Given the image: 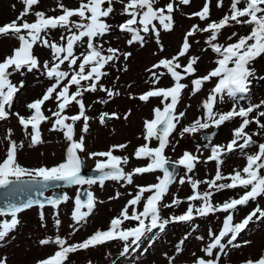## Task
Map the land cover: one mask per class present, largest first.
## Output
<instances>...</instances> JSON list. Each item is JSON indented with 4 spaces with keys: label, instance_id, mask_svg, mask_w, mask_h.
I'll list each match as a JSON object with an SVG mask.
<instances>
[{
    "label": "snow or ice",
    "instance_id": "obj_1",
    "mask_svg": "<svg viewBox=\"0 0 264 264\" xmlns=\"http://www.w3.org/2000/svg\"><path fill=\"white\" fill-rule=\"evenodd\" d=\"M20 2L23 8L16 19L0 25V37L18 41L11 54L0 59V121L14 116L30 147L44 142L41 125L50 123L48 130L61 132L67 147L63 158L52 166L25 167L18 162V151L24 147L23 140L17 142L12 139L13 129L6 130L3 140L7 142V148L0 160V189L6 190L3 194L5 202L0 205V244L20 225L19 214L33 206L41 209V227L46 226L43 212L46 206L54 209L56 217L54 235L38 241L40 245H51L56 250L36 264H67L70 254L114 241L122 244L119 257L135 256L138 260L154 246L169 225L185 223L190 225V232H186L175 245V255L178 256L184 251L185 241L199 229L193 221L217 213H225L222 226L218 232L209 226L206 242L205 236H195L205 242L201 248L204 255L197 256L192 264H220L222 258L230 255V249L250 244L249 240L242 244L236 241L252 222H264V205L259 202L264 199V139H261L264 138V99L258 102L252 99L254 81L257 84L264 81V74H258L255 67V62L264 57V0H230L227 11L218 20L211 19L212 0H203L202 7L192 13H183V6H190L192 0H167L159 6V0H77L75 8L66 6L63 0H55L53 11L59 12L55 15H47L43 10L33 11L40 0ZM114 4H119L120 9H116ZM224 5L225 0H216L218 9L224 8ZM177 11L189 19L198 18L204 26L191 25L173 55L161 57L145 69L148 73L145 82L149 84L146 90L135 94L128 90L130 100L150 104L155 98L160 102L152 107V117L142 121L141 138L144 143L135 147L131 157L114 154L126 149L128 142L111 145L107 150L88 151L85 134L90 128L92 117L87 112L92 106L86 105L85 94L103 92L106 98L98 99L97 103L105 105L120 97L122 93L118 88L108 87L102 81L110 75L108 67L119 66L118 70L127 71L126 62L132 56L130 51H122L111 44L105 47L104 37L111 36L115 29L120 34L118 38L124 39L128 47L139 45L143 48L149 40H155L159 51L163 52L161 32L174 30V14ZM114 14L126 18L115 25L108 23ZM28 15L34 16L32 22L25 19ZM236 26L250 27V31L245 35L233 31L225 38L229 42H221L219 38L223 30ZM54 31L58 32V36H52ZM198 34L204 36V46L200 47L199 53H195L194 44L199 46L201 43L195 39ZM35 46L47 49L49 58L41 60L36 56ZM209 50L215 56L211 61L215 66L200 74L198 64ZM182 58H187L186 63H181ZM34 71L47 78L50 84L39 98L25 105L27 115L11 111L14 96L21 90L24 81L21 80L18 86L10 77ZM164 76L170 78L169 86H160ZM185 80L188 83H184ZM206 84L212 86L199 102L201 115L183 124L186 110L178 111V107L184 92L188 90L189 95L194 97L204 90ZM73 87L75 91H72ZM48 101L55 103L54 110L48 109L50 115H46L44 110ZM242 102H247L246 106ZM226 103L231 104L228 110L218 108V105ZM73 104L77 111L69 115L68 110ZM130 115L131 109L123 114L100 111L96 118L100 125H105L107 121L119 120L122 116L127 120ZM237 118L241 122L231 130V138L227 142L212 143L217 134L213 131L202 137L207 142L197 144L195 152L185 149L175 160L167 154L169 149L175 153L182 139L194 137L205 130L218 129ZM80 121L83 123L77 139L76 124ZM253 124L256 127L249 132L248 128ZM152 141H156L155 146H152ZM252 148L256 150L249 151ZM205 150L209 154L201 159ZM237 152L245 164L242 168L223 173L222 165ZM86 158L95 161L92 169L95 175L82 174ZM132 158L147 162L125 171L124 166ZM209 162L215 163V174L203 180L194 178L197 165ZM180 168L184 170L182 175ZM157 172L161 175L155 176L154 183L135 184V177ZM107 181L115 182L121 188L133 187L132 192H127L130 198L119 215L111 218L107 229H97L82 241L69 243L71 236L81 230L96 205L101 203L92 187L98 185L103 188ZM177 183L181 186L189 184L192 194L181 199L178 194L171 193V187ZM202 184L207 186L204 191L199 190ZM73 187L76 189L74 195L60 191ZM236 189L244 191L223 202L213 199L217 193ZM26 190L29 194L25 199L15 198L17 193ZM47 191L52 194L46 195ZM122 195L117 190L108 199H120ZM169 195L172 199L165 203ZM197 201L198 204L195 203ZM69 202L72 203V224L69 225L72 231L62 237L59 235L62 223L59 207ZM250 202L255 206L239 222H235L234 216L239 208ZM182 203L188 205L182 214L162 215V209L178 207ZM126 222L132 226L124 227ZM145 244L147 247H144ZM164 255L168 264H174L175 256ZM0 264H7V258L0 257ZM112 264H117V260H113ZM241 264H264V254Z\"/></svg>",
    "mask_w": 264,
    "mask_h": 264
},
{
    "label": "rangeland",
    "instance_id": "obj_2",
    "mask_svg": "<svg viewBox=\"0 0 264 264\" xmlns=\"http://www.w3.org/2000/svg\"><path fill=\"white\" fill-rule=\"evenodd\" d=\"M167 0H159L160 4L166 3ZM230 0H225L224 8L218 9L216 7V0H212L211 3V19L218 20L221 18L225 11H227L228 4ZM63 3L70 7L75 8L78 6L77 0H63ZM203 5V0H192L190 6H183V13H192L198 11ZM55 0H40V4L33 11L43 10L47 15L59 14L58 11L54 12ZM116 9H120L119 4H114ZM23 8L20 0H0V25L8 23L19 15ZM126 17L114 14L112 18L108 19L110 24H118L122 22ZM26 20L32 22L34 20L33 15H28L25 17ZM77 19V18H74ZM175 25L174 30L171 32H161V42L164 46V51L160 52L155 40H149L146 45L141 48L139 45H134L128 47L125 44L124 39L118 38L120 34L114 29L111 36L104 37L106 44H111L113 47H119L122 51H130L132 56L126 62L127 71L118 70L117 67H110V75L106 77L103 83L108 87L118 88L122 95L116 97L114 100L108 104L97 103L98 99H104L105 94L102 93V98L95 96V93H86L84 100L86 105H91L92 107L88 110L87 114L92 117L89 121L90 128L89 132L85 134L86 146L88 151H102L107 150L109 146L128 142V147L121 151H116L114 154L119 156L128 155L131 157L132 152L135 147L143 144L144 141L141 138L142 135V121L144 118H150L152 116L151 109L154 106L159 105V99H152L150 104H143L138 100L128 99V90L130 89L132 93H139L146 90L149 87L145 81L148 80V73L145 71L146 68L150 67L151 64L158 61L161 57H170L173 55L181 43L182 36L187 29L193 24H200L201 27L204 23L200 22L198 18H187L186 15L182 14L180 11L174 14ZM250 27H231L223 30V35L220 36L221 42L226 41V37L230 35L233 31L239 32L241 35L245 31L249 30ZM52 36H58V32H52ZM195 39L201 41L199 46L194 44L193 52L199 53L200 47H203L204 36L198 34ZM18 46V41L16 39L0 37V59L4 56L11 54L14 47ZM80 49H77L79 51ZM34 54L38 56L41 60L49 58V52L42 46L34 47ZM187 58H182L181 63H186ZM215 59L214 54L209 50L207 53L203 54V58L198 64V70L200 74H204L207 69L213 67V61ZM122 60V58H121ZM255 67L258 70V74H264V57L259 58L255 62ZM12 82L19 86L21 80L24 81V85L21 90L15 94L12 109L13 112H19L21 114L27 115L28 110L25 105L34 99L39 98L46 87L50 84V81L44 76L40 75L38 72L25 73L23 76L19 73L14 74L10 77ZM188 83V80L183 81ZM213 83V82H212ZM171 80L168 76H164L160 81V86H169ZM212 84H206L203 91L198 95L192 97L189 95V91L184 92L183 100L181 101L178 111L186 110V118L183 120V124L189 123L191 120L201 115V110L199 108V102L202 98L206 96L207 91L211 88ZM75 90V88H72ZM253 102H258L260 99H264V81H260L258 84L254 81L253 85ZM245 104L247 102H242ZM190 105L189 107H185ZM231 107L230 103L224 105H218L220 110H228ZM48 109H55L54 101H48L44 105V110L46 115H50ZM131 109V115L127 120L121 119L109 120L105 125H100L97 116L100 111H118L121 114ZM77 111L76 106L73 104L68 110V114H74ZM240 119L237 118L234 121L226 122L220 127L219 132L215 135L212 143L221 144L227 142L231 138V130L238 126ZM83 121L76 124V138L79 139L81 135L80 128ZM182 126V125H181ZM255 124L248 128L249 132L255 129ZM8 128L13 129L12 139L20 142L23 140L24 147L18 151V162L29 168L39 167L41 165L52 166L53 164L59 162L63 156L64 151L67 147V141L63 138L61 132H50V123H43L41 125V132L43 143L38 144L35 147L29 146V140L23 135L20 126L16 118L13 116L10 120L0 121V160H2L6 153L7 142L3 140L6 135V130ZM30 130V129H29ZM210 130V129H209ZM264 139V138H261ZM207 142V141H206ZM202 140L201 133H197L194 137H186L180 141V146L177 148L176 152L173 153L169 149L167 154L175 160L182 152L187 149L188 151L195 152L197 144L206 143ZM156 141H152V145H155ZM256 149L252 148L249 151L254 152ZM209 154L207 150L203 152L201 159ZM86 157V154H83ZM146 160H136L134 158L130 159L129 164L125 167V171H130L135 166H141L145 164ZM86 167H94V160H85ZM245 164V160L240 156V154L234 153L231 157L227 158L225 163L222 165L223 173L227 174L233 170V168H242ZM216 165L214 162H209L207 164H199L195 172L193 173L194 178L203 180L205 177L211 178L214 175ZM180 174H183V168H180ZM155 174H145L143 176L135 177V184L145 185L148 183L155 182ZM206 185H201L199 190L204 191ZM67 191L69 195H74L76 189L67 188L60 189ZM119 190L124 195L120 199H114L109 201L108 197L114 195V192ZM92 191L98 197L101 203H98L93 210V213L87 218L86 224L81 228L80 231L76 232L75 235L71 236L69 243L79 242L86 238L88 235L92 234L97 229H107L109 226L110 219L119 215L123 205L126 200L130 197L127 192H132L133 187L121 188L118 184L112 181H107L103 188L98 185L92 187ZM243 189L236 190H225L217 193L213 199L215 202H223L229 197H233L236 194L242 193ZM51 191H48L49 193ZM171 193L178 194L181 199H184L188 195L192 194V189L189 184L184 185L174 184L171 187ZM172 195L165 198V203L170 202ZM264 205V199L259 201ZM195 203H199L198 201ZM187 203H182L178 207L162 209V215L164 217L170 214L179 215L182 214L186 208ZM254 203H249L238 210L234 216V220L244 217L251 207H254ZM72 210V203L62 204L59 207V218L61 220V226L59 229V235L66 236L72 231L69 225L72 224L70 219V212ZM41 209L38 206H33L32 208L23 211L19 214V219L21 221L18 228L11 232L6 238L3 244H0V257L7 258V264H36L40 259L46 258L53 251H55L54 246H42L39 244L41 238L52 237L55 233L54 220L56 217L53 215L54 209L50 206H46L43 209L44 215L46 217V226L41 227L40 213ZM214 218L217 215H209L205 218H197L193 221L194 224L199 225L198 231L190 236V238L185 241L184 251L182 254L175 255V245L183 237L186 232H190V225L188 224H172L166 229V232L161 234L158 240L154 243L153 247H150L146 254L140 256L139 259L135 256L121 258L118 256L119 251L122 248V244L119 241L109 242L103 246H98L95 248H90L87 251H78L77 253L70 254L67 264H87L91 261L92 264H112L113 260H117V264H168L167 256H175L174 264L180 262L186 264H192V261L197 256L204 255L201 252V248L207 241V232L209 226L216 231L217 225H213ZM124 227H130L132 224L126 222ZM203 235L205 236V242H201L195 238V236ZM245 240L251 241L250 244L244 245L238 249H230V255L222 258L220 264H241L249 258L252 260L258 259L262 254H264V222H252L249 227L244 230L237 239V243H241ZM147 247V244L144 245ZM195 253V255H193Z\"/></svg>",
    "mask_w": 264,
    "mask_h": 264
},
{
    "label": "water",
    "instance_id": "obj_3",
    "mask_svg": "<svg viewBox=\"0 0 264 264\" xmlns=\"http://www.w3.org/2000/svg\"><path fill=\"white\" fill-rule=\"evenodd\" d=\"M6 190L4 189H0V205H2L5 201H4V193H5ZM29 192L26 190L24 192H21V193H17L15 198L17 200H22V199H25L27 196H28Z\"/></svg>",
    "mask_w": 264,
    "mask_h": 264
}]
</instances>
